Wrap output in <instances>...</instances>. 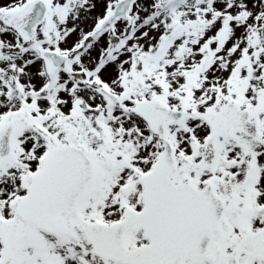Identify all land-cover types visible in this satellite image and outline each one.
Masks as SVG:
<instances>
[{
  "label": "snow or ice",
  "instance_id": "6c2138e0",
  "mask_svg": "<svg viewBox=\"0 0 264 264\" xmlns=\"http://www.w3.org/2000/svg\"><path fill=\"white\" fill-rule=\"evenodd\" d=\"M0 264H264V0L0 2Z\"/></svg>",
  "mask_w": 264,
  "mask_h": 264
},
{
  "label": "rangeland",
  "instance_id": "374dc122",
  "mask_svg": "<svg viewBox=\"0 0 264 264\" xmlns=\"http://www.w3.org/2000/svg\"><path fill=\"white\" fill-rule=\"evenodd\" d=\"M0 2H6V0H0Z\"/></svg>",
  "mask_w": 264,
  "mask_h": 264
}]
</instances>
